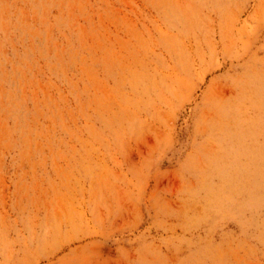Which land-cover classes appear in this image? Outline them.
I'll list each match as a JSON object with an SVG mask.
<instances>
[{
    "label": "rangeland",
    "instance_id": "rangeland-1",
    "mask_svg": "<svg viewBox=\"0 0 264 264\" xmlns=\"http://www.w3.org/2000/svg\"><path fill=\"white\" fill-rule=\"evenodd\" d=\"M0 264H264V0H0Z\"/></svg>",
    "mask_w": 264,
    "mask_h": 264
}]
</instances>
